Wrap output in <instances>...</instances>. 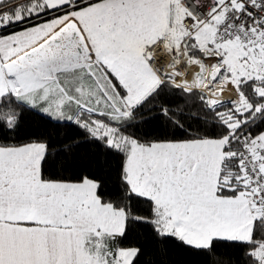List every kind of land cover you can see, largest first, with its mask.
I'll return each instance as SVG.
<instances>
[{
  "label": "snow or ice",
  "instance_id": "1",
  "mask_svg": "<svg viewBox=\"0 0 264 264\" xmlns=\"http://www.w3.org/2000/svg\"><path fill=\"white\" fill-rule=\"evenodd\" d=\"M172 249L264 264V0H0V264Z\"/></svg>",
  "mask_w": 264,
  "mask_h": 264
},
{
  "label": "trees",
  "instance_id": "2",
  "mask_svg": "<svg viewBox=\"0 0 264 264\" xmlns=\"http://www.w3.org/2000/svg\"><path fill=\"white\" fill-rule=\"evenodd\" d=\"M25 132L32 133L34 136H42L51 142L53 152L67 151L69 154L77 155L85 159H105L103 151L95 146L86 136L81 135L78 130L67 127H54L49 125L40 115L29 113L25 120ZM160 134L161 129L158 125H153ZM150 130V129H149ZM148 250L155 252V246L149 243ZM220 252L225 256L230 255L228 250L221 249ZM172 261H179V264H213L215 257L188 255L176 249H172L170 257Z\"/></svg>",
  "mask_w": 264,
  "mask_h": 264
}]
</instances>
